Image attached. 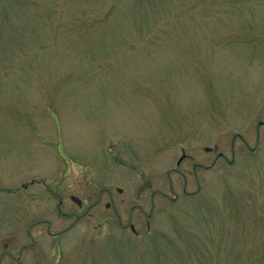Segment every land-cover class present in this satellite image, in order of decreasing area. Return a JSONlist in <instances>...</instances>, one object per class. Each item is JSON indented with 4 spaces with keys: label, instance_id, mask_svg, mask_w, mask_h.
Instances as JSON below:
<instances>
[{
    "label": "rangeland",
    "instance_id": "1",
    "mask_svg": "<svg viewBox=\"0 0 264 264\" xmlns=\"http://www.w3.org/2000/svg\"><path fill=\"white\" fill-rule=\"evenodd\" d=\"M0 264H264V0H0Z\"/></svg>",
    "mask_w": 264,
    "mask_h": 264
},
{
    "label": "flooded vegetation",
    "instance_id": "2",
    "mask_svg": "<svg viewBox=\"0 0 264 264\" xmlns=\"http://www.w3.org/2000/svg\"><path fill=\"white\" fill-rule=\"evenodd\" d=\"M205 152L206 155H213L214 156V159L212 161V164H217L218 160L222 158V154L217 152L216 148H205L203 150ZM188 159L192 160L193 158L190 157L189 155H187L184 150H181V158L179 159V162H177V166H180L182 164V162L186 161ZM209 166L210 165H202V162L201 164L199 162H194L193 163V167H194V170L199 167V168H204L205 170L206 169H209ZM222 168L221 165H219L217 167V172L220 171V169ZM177 171V170H175ZM207 172V171H205ZM200 180H198L196 178V182L199 183ZM202 184L199 186L197 185V189L194 191H187V188L188 186H183L181 188V192L186 195V196H192V195H198L200 193V187L202 188ZM173 188V185L171 186ZM206 187V185H205ZM208 188V187H206ZM180 189V188H178ZM115 191L117 193H121L122 191L120 189H115ZM178 192V190H177ZM177 192H173V196L174 198H171L172 201H169L170 203L174 202V199L178 198L177 196ZM112 196V194H111ZM70 199H72L73 197L72 196H69ZM78 204H76V206H78L79 209L82 208V202H77ZM170 203H167L166 202V208L168 209V205ZM127 204V202L125 201H110V202H107L104 207L106 210H110L111 213L109 214V216L105 219V224L107 225V227H110L111 228V225L116 223L119 227V230L120 231H125V230H129L133 236H135L136 238H144V237H148V236H151L153 234V229H152V226H151V220L152 218H149V214H147L146 218V229L145 231H140L138 226H137V223L138 221L141 219V218H138L136 217V220L134 222H130L128 225L126 224H123V219H126V216L130 215L129 214V211L127 213L124 214V211H125V208H129L131 210H134L135 208H141L139 206L136 205V203H130L131 206L130 207H124V205ZM159 209V208H157ZM140 210V209H139ZM58 211H60V209H58ZM134 213V212H133ZM116 221V222H115ZM113 227V225H112Z\"/></svg>",
    "mask_w": 264,
    "mask_h": 264
}]
</instances>
